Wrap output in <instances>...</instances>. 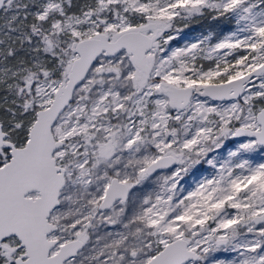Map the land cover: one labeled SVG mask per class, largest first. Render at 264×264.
Masks as SVG:
<instances>
[{"label":"snow or ice","instance_id":"obj_1","mask_svg":"<svg viewBox=\"0 0 264 264\" xmlns=\"http://www.w3.org/2000/svg\"><path fill=\"white\" fill-rule=\"evenodd\" d=\"M0 264H264V0H0Z\"/></svg>","mask_w":264,"mask_h":264},{"label":"rangeland","instance_id":"obj_2","mask_svg":"<svg viewBox=\"0 0 264 264\" xmlns=\"http://www.w3.org/2000/svg\"><path fill=\"white\" fill-rule=\"evenodd\" d=\"M209 22H204L199 20L191 22L187 27L181 25V32L177 35L176 40L174 41L175 46H184L186 43L191 42L193 39L206 35L209 32L212 33H226V22L223 21H213L208 19ZM199 24H196L198 23ZM183 183V182H182Z\"/></svg>","mask_w":264,"mask_h":264},{"label":"trees","instance_id":"obj_3","mask_svg":"<svg viewBox=\"0 0 264 264\" xmlns=\"http://www.w3.org/2000/svg\"><path fill=\"white\" fill-rule=\"evenodd\" d=\"M210 17H208V18H203V19H200L201 21H204V22H209L208 21V19H209ZM213 21L214 20H212V23H213ZM222 22V21H221ZM225 21H223V23H224ZM196 24H199V22L198 23H196Z\"/></svg>","mask_w":264,"mask_h":264}]
</instances>
